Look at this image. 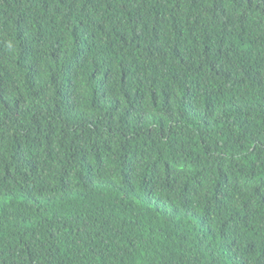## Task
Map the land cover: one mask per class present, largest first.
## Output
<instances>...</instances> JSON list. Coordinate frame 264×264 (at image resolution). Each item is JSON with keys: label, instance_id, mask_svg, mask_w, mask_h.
<instances>
[{"label": "trees", "instance_id": "obj_1", "mask_svg": "<svg viewBox=\"0 0 264 264\" xmlns=\"http://www.w3.org/2000/svg\"><path fill=\"white\" fill-rule=\"evenodd\" d=\"M0 264H264V0H0Z\"/></svg>", "mask_w": 264, "mask_h": 264}]
</instances>
